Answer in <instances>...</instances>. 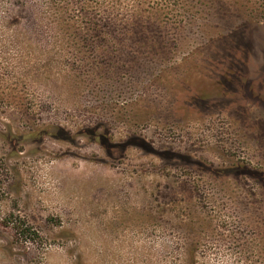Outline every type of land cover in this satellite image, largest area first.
<instances>
[{"label":"rangeland","instance_id":"1","mask_svg":"<svg viewBox=\"0 0 264 264\" xmlns=\"http://www.w3.org/2000/svg\"><path fill=\"white\" fill-rule=\"evenodd\" d=\"M22 1L0 0V264H264V0H71L60 28Z\"/></svg>","mask_w":264,"mask_h":264},{"label":"trees","instance_id":"2","mask_svg":"<svg viewBox=\"0 0 264 264\" xmlns=\"http://www.w3.org/2000/svg\"><path fill=\"white\" fill-rule=\"evenodd\" d=\"M71 3H72L71 0H44L43 3L40 4L41 6L37 4V10L40 9V11L43 12V13L41 12V15L44 14V10H45V14L49 15L50 19L48 20L50 21V25L52 27L60 28L63 25L69 26V25H74L76 23L74 22L73 24H70L66 22L64 19H62L63 16H66L68 12L70 11ZM78 3L82 7L83 11L85 12L88 11L90 3L87 2V0H79ZM17 9L20 11V13L30 14L31 12H33L32 7L28 5V2L26 0L22 1L21 6H18ZM42 22L44 24L45 21H42ZM32 23L34 24V22ZM78 23L83 24L81 22H78ZM88 28L90 30L97 31L99 26L97 23L90 22L88 24ZM248 173H250L251 175H253L260 181L264 180V173H255V172H250V171H248Z\"/></svg>","mask_w":264,"mask_h":264}]
</instances>
